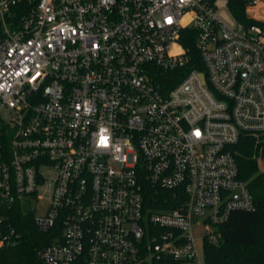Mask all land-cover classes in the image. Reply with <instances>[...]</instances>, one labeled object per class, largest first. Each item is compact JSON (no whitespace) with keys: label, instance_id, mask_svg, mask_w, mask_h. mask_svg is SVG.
Returning <instances> with one entry per match:
<instances>
[{"label":"built area","instance_id":"2783aa9c","mask_svg":"<svg viewBox=\"0 0 264 264\" xmlns=\"http://www.w3.org/2000/svg\"><path fill=\"white\" fill-rule=\"evenodd\" d=\"M242 1L264 21V0ZM217 2L0 0V250L16 201L62 225L43 264H201L195 226L217 241L255 209L231 146L264 142V29ZM187 28L203 69L183 70Z\"/></svg>","mask_w":264,"mask_h":264},{"label":"trees","instance_id":"16d2710c","mask_svg":"<svg viewBox=\"0 0 264 264\" xmlns=\"http://www.w3.org/2000/svg\"><path fill=\"white\" fill-rule=\"evenodd\" d=\"M236 18L248 25L256 24L264 29V21L251 18L246 13L242 0H227ZM197 31L183 30L181 42L189 61L183 70L203 69V61L196 45ZM174 79H178V76ZM239 169V178L244 180L255 202L254 210H233L228 220L211 226L217 241L208 235L203 238V261L206 264H264V171L259 170V158L264 157V142L244 134L231 146ZM167 194V193H165ZM151 192L147 205L156 208ZM7 227L17 234L15 241L0 250V264H43L39 250L62 237L61 224L48 231L39 229L33 211L21 201L10 209ZM171 257L148 260L144 264H182Z\"/></svg>","mask_w":264,"mask_h":264},{"label":"rangeland","instance_id":"374dc122","mask_svg":"<svg viewBox=\"0 0 264 264\" xmlns=\"http://www.w3.org/2000/svg\"><path fill=\"white\" fill-rule=\"evenodd\" d=\"M250 13L252 14V12ZM216 14L218 15V17L222 19V21H224L230 27L234 28L237 26V18L235 14L233 13V11L231 10L230 6L228 5L227 0H218ZM259 15L264 16V5L263 7L259 8ZM259 170L264 171V157L259 158ZM46 203H47V200L42 201L37 208H35L34 204L31 203L30 201H25L23 204L27 206L28 208H31L33 213L38 214L44 209ZM195 233L197 237H199V245H200L201 255L203 258V238H202L203 229L200 225L195 226ZM182 264H188V263L184 262ZM201 264H206L203 261V259H202Z\"/></svg>","mask_w":264,"mask_h":264},{"label":"snow or ice","instance_id":"6c2138e0","mask_svg":"<svg viewBox=\"0 0 264 264\" xmlns=\"http://www.w3.org/2000/svg\"><path fill=\"white\" fill-rule=\"evenodd\" d=\"M168 22L171 23V20L169 19ZM101 143L104 144V145L106 146L107 138H106V137H102V138H101Z\"/></svg>","mask_w":264,"mask_h":264},{"label":"crops","instance_id":"0c3cea01","mask_svg":"<svg viewBox=\"0 0 264 264\" xmlns=\"http://www.w3.org/2000/svg\"><path fill=\"white\" fill-rule=\"evenodd\" d=\"M189 264V263H188Z\"/></svg>","mask_w":264,"mask_h":264}]
</instances>
